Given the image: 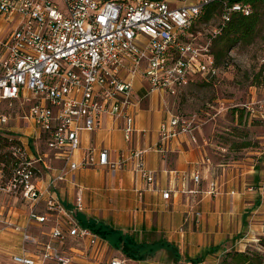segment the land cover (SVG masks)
<instances>
[{
  "label": "built area",
  "instance_id": "1",
  "mask_svg": "<svg viewBox=\"0 0 264 264\" xmlns=\"http://www.w3.org/2000/svg\"><path fill=\"white\" fill-rule=\"evenodd\" d=\"M61 2L0 0V137L6 145L0 162V192L20 199L27 210L26 223L19 224L9 215L14 212L10 202L0 207V233L14 230L22 236L20 252L12 257L15 264H73L72 253L63 250L69 239L87 241L95 248L104 244L75 219L76 213L85 210L84 188L76 183L75 173L106 167L115 174L131 166L149 185L155 184L142 158L147 151L130 146L139 132L135 82H147L149 93L175 96L195 79L208 83L218 79L226 67L216 63L213 39L233 12L245 16L253 12L243 0ZM214 2L224 4L221 22L202 42L199 26L207 24L198 22L204 8ZM17 103L29 109L15 117L19 121L15 130L7 111ZM110 116L121 122L129 147L115 159L107 149L89 150L78 157L82 134L98 130ZM171 117L159 132L163 154L181 135L197 141V115ZM51 159L60 164L54 174L47 162ZM45 178L48 183L42 187ZM200 178L196 172L192 179L199 183ZM60 183L78 189L75 206L68 208L58 197ZM211 187L216 192V184ZM170 195L163 193L167 200ZM51 219L55 225L50 240L43 243L30 228ZM107 264H126V260L115 257Z\"/></svg>",
  "mask_w": 264,
  "mask_h": 264
},
{
  "label": "crops",
  "instance_id": "2",
  "mask_svg": "<svg viewBox=\"0 0 264 264\" xmlns=\"http://www.w3.org/2000/svg\"><path fill=\"white\" fill-rule=\"evenodd\" d=\"M259 93L263 94L264 90ZM170 96L167 92L149 93L147 82H135L134 98L139 101L136 128L139 132L133 136L130 146L147 151L142 158L145 167L156 178L155 184L149 185L147 180L135 174L131 166L115 174L106 167L80 170L75 173L76 183L84 188L82 195L85 210L80 213L88 219L133 234L140 241L152 240L154 236L156 240L166 239L177 246L182 257L203 256V262L200 264H211L214 256L228 251V247L223 246L227 240L235 241L234 245L243 241L245 249L252 242L257 230L262 229L264 176L255 166L256 171L252 177L255 188L249 184V188L245 189L246 181L243 178V188L240 191L225 193V184L223 185L221 177H216L215 166L209 157V139L204 129L202 130L201 120L194 133L196 142H193L189 135H181L172 140L167 153H161L160 128L173 115L164 110ZM121 125V122L110 116L105 118L98 130L84 132L78 157H82L89 150L99 152L107 149L111 159H115L121 151L129 147L124 140ZM47 162L53 168L52 174L60 167L53 159ZM196 172H199L201 177L199 183L192 179ZM229 174L233 176V171ZM47 183L48 178H45L41 186L45 187ZM212 184H216V192L211 191ZM78 192L71 183H60L56 189L58 197L68 208L75 206ZM164 192H170L168 200L163 197ZM26 214L27 210L15 208L14 212L9 213L20 224ZM47 224H50L52 230L55 219H51ZM43 225L38 228L41 229ZM50 233L47 241L50 240ZM12 237L13 244L8 247L13 248V253H19L20 240L18 237ZM30 249L35 251L37 248ZM63 250L72 253L73 264H107L117 256L125 259L128 264H187L184 258L175 260L165 249L147 260L132 261L106 241L101 247L95 248L87 241L69 239Z\"/></svg>",
  "mask_w": 264,
  "mask_h": 264
},
{
  "label": "rangeland",
  "instance_id": "3",
  "mask_svg": "<svg viewBox=\"0 0 264 264\" xmlns=\"http://www.w3.org/2000/svg\"><path fill=\"white\" fill-rule=\"evenodd\" d=\"M56 1L62 4L61 0ZM182 2H186V0H181ZM256 5L257 9L255 10L253 7V11L258 12L260 24L255 43L248 46L239 43L232 47L221 61L226 68L218 79L212 80L210 83L202 79H195L189 87L175 96L171 95L164 108L166 112L175 116L197 115L202 121V130L204 129L203 131L209 139L207 144L210 146L209 157L215 166L216 177L217 175L221 177L223 185L225 184L223 186L225 193L240 191L243 188L241 184L243 178L246 181L245 189L249 188V184L250 187L255 188L252 180L254 171H256L255 166L264 176V93H259L264 90V1H260ZM223 7L224 4H221L222 9H224ZM222 9L221 11H223ZM220 22L221 16L216 14L207 25H198L203 31L200 37L202 42L209 36L212 29L219 26ZM3 108L6 109L5 106ZM28 109L27 105L21 107L17 103L8 110L7 112L13 116L10 125L19 128V121L15 117L23 115ZM19 126L22 127L23 132L29 134L23 124ZM5 146L4 137L1 136L0 162L4 158ZM232 171L233 176L229 174ZM84 181L86 182V180ZM8 202L15 209L26 210L20 199L9 198L0 192V207ZM26 218L27 216L22 224L26 223ZM11 219L13 222L19 223L16 219ZM257 226L260 228L259 224ZM30 230L31 234L43 243L47 242L51 231L50 224L47 223L41 229L32 225ZM12 236L19 238L18 246L20 245L21 248L22 236L20 234L14 230L0 233V264H13L12 257L17 253H13V248L8 247L13 244ZM153 238L152 240L156 241V236ZM234 244L235 241L227 240L223 246L228 247V251L220 256H214L215 259L211 264H234L232 258H226L229 252L251 250L252 254L259 253L263 256L264 224L262 229L257 230L252 242L245 249L243 241ZM225 259H227L226 263H224Z\"/></svg>",
  "mask_w": 264,
  "mask_h": 264
},
{
  "label": "trees",
  "instance_id": "4",
  "mask_svg": "<svg viewBox=\"0 0 264 264\" xmlns=\"http://www.w3.org/2000/svg\"><path fill=\"white\" fill-rule=\"evenodd\" d=\"M264 0H243L244 4L257 9V3ZM222 2H214L207 5L199 19V24H208L214 15H222L224 9L221 8ZM224 8V7H223ZM221 9L223 11H221ZM221 11V12H220ZM260 24V17L258 12H251L250 15L245 16L241 12H233L230 20L223 26H220V33L213 39L212 54L215 57L218 66L222 65L221 61L227 55L229 50L240 44L245 46L255 43L258 27ZM264 71V67H263ZM5 141V138H4ZM76 221L86 229H89L101 239L109 243V245L120 251L127 259L132 261H144L156 254L158 251L167 250L177 261L182 260L179 249L174 243L160 238L159 240H138L133 234L124 233L111 226L105 225L102 222L88 219L81 213H76ZM261 243L263 241L261 240ZM264 246V244H263ZM226 258H232L234 264H264V255L252 254L251 250L244 252H229ZM187 264H200L203 262V256L199 258H184ZM225 259L224 263H226Z\"/></svg>",
  "mask_w": 264,
  "mask_h": 264
}]
</instances>
